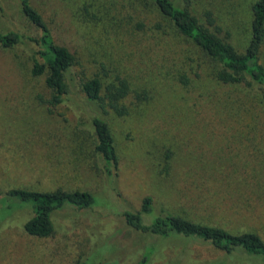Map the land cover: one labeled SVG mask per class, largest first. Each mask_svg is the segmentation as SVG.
Instances as JSON below:
<instances>
[{"label":"rangeland","instance_id":"obj_1","mask_svg":"<svg viewBox=\"0 0 264 264\" xmlns=\"http://www.w3.org/2000/svg\"><path fill=\"white\" fill-rule=\"evenodd\" d=\"M174 1L245 52L257 0ZM33 5L77 66L65 102L52 106L46 75H32L34 47H0V191H85L96 203L56 212L54 234L38 238L24 230L32 210L0 199V264H264L199 239L137 231L123 216L152 197L154 216L144 217L146 224L165 210L264 240L260 91L218 82L211 59L146 0ZM209 11L215 26L206 21ZM0 29L41 35L18 0H0ZM96 75L104 85L120 76L131 86L128 115L106 116L119 159L113 177L95 152L94 112L79 88L82 78Z\"/></svg>","mask_w":264,"mask_h":264},{"label":"trees","instance_id":"obj_2","mask_svg":"<svg viewBox=\"0 0 264 264\" xmlns=\"http://www.w3.org/2000/svg\"><path fill=\"white\" fill-rule=\"evenodd\" d=\"M146 1L169 19L184 39L211 59L218 82L247 84L260 91L264 100V63L261 62L264 48V0H257L252 7V38L244 53L238 52L233 45L201 24L189 9L178 6L174 0ZM18 2L26 21L40 31L41 35L34 37L26 33L0 29V47L13 49L22 44L32 45L34 47L31 57L32 75L35 77L46 75V86L52 92L49 103L52 106L61 105L69 95L70 75L77 66V58L66 46L55 42L43 15L33 5V0ZM205 18L210 26H215L212 12H207ZM104 84L102 78L96 75L92 78H82L79 88L94 112L92 128L96 138L95 152L102 157L106 174L113 177L117 174L119 159L115 138L106 116L109 112L118 117L128 115L126 101L130 97L131 86L127 79L120 76ZM0 199H4V205L11 201L8 208L17 207V211L24 208L32 210L33 216L24 224V230L28 235L38 238H48L54 234L56 229L53 217L56 212L66 208L91 209L96 203V198L90 192H68L62 189L51 192L9 189L0 191ZM123 216L126 223L137 231L162 238L184 236L199 239L214 245L228 256L239 253L264 263V240L252 231L232 233L222 227L193 222L165 210L155 216L150 224H146L144 217L154 216L152 197L143 200L139 212H126ZM153 253L150 252L145 259H149ZM144 262L145 260L142 264H145Z\"/></svg>","mask_w":264,"mask_h":264}]
</instances>
